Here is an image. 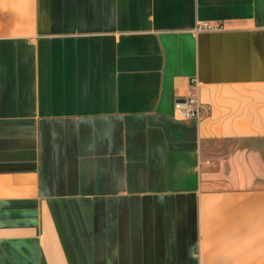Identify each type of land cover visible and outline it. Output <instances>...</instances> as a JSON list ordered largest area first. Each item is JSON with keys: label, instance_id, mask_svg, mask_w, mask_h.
<instances>
[{"label": "crops", "instance_id": "0c3cea01", "mask_svg": "<svg viewBox=\"0 0 264 264\" xmlns=\"http://www.w3.org/2000/svg\"><path fill=\"white\" fill-rule=\"evenodd\" d=\"M0 264H264V0H0Z\"/></svg>", "mask_w": 264, "mask_h": 264}, {"label": "built area", "instance_id": "2783aa9c", "mask_svg": "<svg viewBox=\"0 0 264 264\" xmlns=\"http://www.w3.org/2000/svg\"><path fill=\"white\" fill-rule=\"evenodd\" d=\"M198 30H212V28L210 26H199ZM177 107L182 118L188 121H199L207 112L197 96L178 101Z\"/></svg>", "mask_w": 264, "mask_h": 264}]
</instances>
